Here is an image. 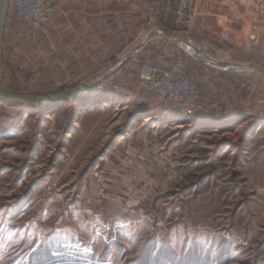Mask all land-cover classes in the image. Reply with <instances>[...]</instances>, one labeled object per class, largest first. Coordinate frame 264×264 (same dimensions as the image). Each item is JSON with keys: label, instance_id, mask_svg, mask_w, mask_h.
<instances>
[{"label": "rangeland", "instance_id": "1", "mask_svg": "<svg viewBox=\"0 0 264 264\" xmlns=\"http://www.w3.org/2000/svg\"><path fill=\"white\" fill-rule=\"evenodd\" d=\"M194 11L190 25L173 13L141 36L164 27L210 56L264 67V0H195ZM46 23L8 22L6 89L49 92L95 76L48 63ZM178 55L196 84V107L251 115L219 131L173 129L177 117L158 111L182 110L137 83L143 64ZM120 72V86L57 109L0 103V264H264V77L204 68L163 37ZM150 113L146 125L133 124Z\"/></svg>", "mask_w": 264, "mask_h": 264}, {"label": "crops", "instance_id": "2", "mask_svg": "<svg viewBox=\"0 0 264 264\" xmlns=\"http://www.w3.org/2000/svg\"><path fill=\"white\" fill-rule=\"evenodd\" d=\"M47 2L54 7L50 20L41 30L44 53L48 58V63L54 67H70L77 70L80 68L81 71L78 70L80 73L83 68H91L95 76L89 79L103 72L104 69L103 71L100 69L105 64L108 68L113 66L126 52L130 51L150 22L158 21L161 24H169L175 5L174 0H47ZM194 14L195 11L188 18L189 25L192 23ZM12 19L14 20L9 7L2 49L5 43L4 38L9 32L8 22ZM262 27L264 30V22H262ZM120 52L125 53L118 57ZM138 53L122 64L95 91L99 92L123 84L117 77L123 67L138 57ZM115 58L117 59L114 62ZM111 62L114 63L111 64ZM0 74L2 77V68H0ZM80 80L83 79L77 78L75 82ZM158 112L161 115L178 117L174 121L181 122L185 126L190 123L194 128H198L199 123L208 124V128H212L210 129L212 131H219L235 119H246L251 115L243 110H231L222 115H215L203 112L202 108L198 107L192 113L183 116L170 111ZM256 125H260V122Z\"/></svg>", "mask_w": 264, "mask_h": 264}, {"label": "water", "instance_id": "3", "mask_svg": "<svg viewBox=\"0 0 264 264\" xmlns=\"http://www.w3.org/2000/svg\"><path fill=\"white\" fill-rule=\"evenodd\" d=\"M8 9L9 0H0V60ZM154 37H163L164 39L170 41L193 62L207 68L227 73L252 71L264 77V67L262 66L245 61L231 62L215 56H210L206 50L214 54V51L211 48L200 47L194 43L190 37L164 27H153L146 31L135 44V46L130 51L126 52L124 56L113 66L107 68L95 78L89 80H80L75 85L41 93L15 92L6 89L2 85L0 79V103L34 108L61 106L70 101L80 99L86 93L95 91L111 74L118 70L122 64L133 58L142 49V47Z\"/></svg>", "mask_w": 264, "mask_h": 264}, {"label": "built area", "instance_id": "4", "mask_svg": "<svg viewBox=\"0 0 264 264\" xmlns=\"http://www.w3.org/2000/svg\"><path fill=\"white\" fill-rule=\"evenodd\" d=\"M174 1L175 23L182 24L189 17L195 0ZM9 7L14 19L31 27L48 22L54 12V7L47 0H10ZM137 84L153 98L179 107L184 115L192 113L196 108L197 87L181 55L166 65L143 64Z\"/></svg>", "mask_w": 264, "mask_h": 264}, {"label": "bare ground", "instance_id": "5", "mask_svg": "<svg viewBox=\"0 0 264 264\" xmlns=\"http://www.w3.org/2000/svg\"><path fill=\"white\" fill-rule=\"evenodd\" d=\"M83 97H81L80 99H82ZM80 99H77V100H80ZM76 101V100H75ZM93 103H91V105H92ZM8 106H15V107H13V108H10L12 111H23V109L22 108H24L25 109V106H18V105H12V104H7ZM53 108H58V106H51V107H34L33 109H39V110H41V111H47V110H52ZM80 109V108H79ZM24 112H25V110H24ZM166 118V117H165ZM178 118V117H177ZM154 119V117L152 116V113H150V114H148V115H145V116H143V117H141L139 120L140 121H138V120H134L133 121V124L135 125V126H137V127H141V126H144V125H146L147 123H149L151 120H153ZM172 120V125H174V127H173V129H180V128H183L184 127V125L180 122H175L174 121V119H171ZM155 121V120H154ZM158 121V120H157Z\"/></svg>", "mask_w": 264, "mask_h": 264}]
</instances>
